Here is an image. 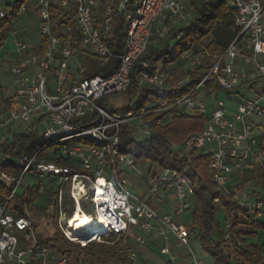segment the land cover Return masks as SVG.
Returning a JSON list of instances; mask_svg holds the SVG:
<instances>
[{
    "label": "built area",
    "instance_id": "built-area-1",
    "mask_svg": "<svg viewBox=\"0 0 264 264\" xmlns=\"http://www.w3.org/2000/svg\"><path fill=\"white\" fill-rule=\"evenodd\" d=\"M15 1L3 0L0 18L12 11ZM29 1L20 5L11 32L12 49L2 56L13 92L9 106L0 107V143L33 129L37 145L19 157H5L19 174L0 167V183L10 189L8 200L21 195L16 193L20 187L22 194L34 188L39 198L24 204L20 216L11 213L8 201L0 206V264H87L74 250L63 255L39 244L38 237L43 236L38 235L29 208L41 200L56 229L71 243L85 247L95 240L106 243L108 235L122 238L124 261L115 264H139L137 247L155 240L162 241L159 253L168 257V264H175L177 253L170 239L183 250L188 264H204L190 247L192 229L182 222L195 202L192 180L180 166L147 167L146 160L137 162L123 153L120 133L125 128L129 139L143 142L176 112L204 115V128L188 134L182 144H173L172 151L180 158L193 151L205 155V167L216 189L258 215L264 203L240 187L246 175L264 169V61L260 60L264 56V0H227L233 11L230 28L236 37L218 55L211 56L204 44L181 52L176 62L185 61L186 67L180 75L153 71L148 61H141L137 89L159 93L192 87L178 98L152 96L148 104H131L125 111L100 101L128 90L131 69L155 33L162 41L175 29L174 38L180 40L183 28L192 22L187 0H138L134 8L129 0H32L28 6ZM29 9L37 15L35 44L15 32L19 17ZM114 13L121 14L127 25L120 55L105 43ZM43 39L46 43L41 49ZM113 58H118V64L112 74L84 77L92 61L106 68ZM206 84L229 91L227 100L234 108L226 106L217 93L207 92ZM165 112L167 117L160 116ZM154 115L158 116L151 118ZM128 172L147 179L149 199L159 198L162 190L172 192L177 199L174 213L157 212L145 198L133 196ZM27 176L38 180L30 184ZM88 205L94 213L86 214L95 219L101 215L103 222L76 238L70 233L72 219L77 207L85 210Z\"/></svg>",
    "mask_w": 264,
    "mask_h": 264
},
{
    "label": "trees",
    "instance_id": "trees-1",
    "mask_svg": "<svg viewBox=\"0 0 264 264\" xmlns=\"http://www.w3.org/2000/svg\"><path fill=\"white\" fill-rule=\"evenodd\" d=\"M103 2L105 0H102ZM2 3L3 0H0ZM25 0H16L12 11L5 17L0 18V50L5 45L10 36L14 23L18 20V10ZM138 0H129L131 8H134ZM188 11L192 15V22L183 28V36L171 46L170 39L174 38L176 30L173 29L170 36L160 42L159 48H148L147 51L133 65L130 76L131 82L128 90L129 103L118 110L125 111L132 102V92L136 91V82L141 61H148L151 70L155 71L160 65L162 73L167 72L168 67L175 63L181 52L194 46L202 45L205 38L210 41L206 44V49L211 56L218 55L228 47L236 37V32L232 31L231 21L233 11L228 5L227 0H187ZM56 17L52 13V20ZM101 19L100 17L98 18ZM127 25L121 14L114 13V24L111 34L105 39L109 49L115 54L120 55L123 51L126 39ZM175 39V38H174ZM45 39L42 40L41 49L45 47ZM118 58H113L110 65L106 68H100L95 61L89 65V69L84 73V77L90 78L95 75L108 76L112 74L117 67ZM198 74L201 71H197ZM192 87V84L182 88L171 90H162L156 93L151 88H142L138 92L137 101L134 103L137 107L148 104L149 96L157 99H175L186 94ZM207 92L218 93L221 88L216 84H206ZM100 103L106 104V100ZM10 100H6L5 106H9ZM154 115L151 118H156ZM160 116H168V112L161 113ZM206 117L196 115L189 117L182 112H176L169 123L164 126H158L154 130L153 136L146 141L136 142L127 137V130L121 129V139L123 142L121 151L129 154L136 159L151 161L157 167H177L185 172L192 180L195 194V206L191 217L193 226L197 227V239L201 249L210 255L214 264L231 263H252L264 264V255L259 245L248 243L244 237H254L256 231H264V221L257 219L256 214L248 213L245 206H241L236 201L223 196L214 186L206 170L208 158L197 152H191L188 157H178L171 149L173 144H182L186 136L190 133L200 131L204 128ZM35 132L33 129L25 133L14 135L11 140L0 143V167L5 172L14 175L19 174V170L14 168L5 157H19L24 152L34 150L37 145L35 141ZM198 170V172H196ZM255 182L256 189L251 191L252 196L264 203V169L256 168L250 174L246 175L242 184ZM10 189L0 183V206L8 201V207L14 216L24 214L23 206L26 203L36 201L39 196L34 188H29L26 194L12 196L9 200ZM218 199V202L214 200ZM218 208L227 211L230 215L229 225L221 226L217 220ZM251 215V220L241 217ZM228 233V235H227ZM116 235L104 237L105 242H113ZM40 245L46 244L61 254H67L69 251H76L87 264H114L111 261L123 262L125 248L123 239H118L113 244L90 243L85 247L79 244L69 242L61 232L56 229L50 237H38Z\"/></svg>",
    "mask_w": 264,
    "mask_h": 264
},
{
    "label": "rangeland",
    "instance_id": "rangeland-1",
    "mask_svg": "<svg viewBox=\"0 0 264 264\" xmlns=\"http://www.w3.org/2000/svg\"><path fill=\"white\" fill-rule=\"evenodd\" d=\"M31 3H32V0H30L29 2H28V6H31ZM2 3L0 2V5H1ZM25 16V14H23V16L22 17H24ZM27 17H30V18H32V15H28L27 14ZM21 20H22V18H21ZM20 20V21H21ZM31 21H26V22H24V23H21L20 25H17L16 27H15V30H17L19 33H23V37L24 38H26V39H28V35L26 34V33H31L32 32V35H33V30H35V28H33V27H31L30 26V28H28V29H26V26H28V24H30V23H32L33 24V19H30ZM34 33H35V31H34ZM36 38L37 37H35V34H34V36L32 37V39L30 40V39H28V40H26V41H28V42H34L35 40H36ZM11 39H12V37H11V35L8 37V39H7V41H6V43H9L10 41H11ZM210 41V38L209 37H207V38H205L204 39V41H203V44L204 45H206V44H208V42ZM5 43V44H6ZM170 43H171V46H174L175 44H176V40L173 38V37H171V39H170ZM260 60H262V61H264V56H260ZM158 68L160 69V65L158 64ZM166 73V72H165ZM180 72H177V74H179ZM136 90H138V92L140 91L139 89H137L136 88ZM137 91H135L134 90V92H132V102H131V104H134L136 101H137V97H136V95H137V93H138ZM231 93L229 92V91H225V90H219L218 91V93H217V96H218V98L219 99H222V100H224L225 101V104H226V106H228V107H232V108H234V104H230V102L227 100V97H228V95H230ZM150 96H149V101H150ZM128 99H129V97H128V93L127 92H123V93H121V94H119V95H117V96H112V97H109V100H110V103H112L113 105H117V104H119V103H121L120 105H123V104H126V103H128ZM122 101H124V102H122ZM212 102V100H209V103H211ZM184 114H186L187 116H189V117H194V116H196V114H193V113H190V112H186V113H184ZM173 115H171V117H172ZM170 121V120H169ZM169 123V122H168ZM166 125V124H165ZM164 126V125H163ZM150 164H152L153 165V167L154 168H156L157 166L156 165H154L151 161H147L146 162V166L148 167ZM159 173L162 171V169L160 168L159 170ZM146 174V173H145ZM127 176H128V178H129V181H130V187H129V189H130V191H131V193H132V195L133 196H135V197H138V198H141L142 197V195H143V193L139 190V188H138V182L133 178V176L137 179L138 178V175L137 174H135V173H133V172H128L127 173ZM27 179H30V184H33L36 180H38L37 178H34V179H31L29 176H27ZM29 183V182H28ZM245 188V190L246 191H252V190H255L256 189V183L255 182H248L247 184H244V185H242L241 187H240V190H242V189H244ZM17 194H22L23 193V190H22V188L20 187V188H18L17 189V192H16ZM40 203H41V205H40ZM37 206L35 205V206H31L30 208H29V212H30V214H31V216H32V219H33V221H34V223H35V225H36V231H37V233H38V235L39 236H43V237H50V236H52L54 233H55V231H56V226H55V223L51 220V217H50V214H47L45 211H44V200H41V202H40ZM69 211V210H68ZM82 211H84V213H87V214H91V215H93V211H92V209L90 208V206L88 205L87 206V208H85V210L83 209ZM69 213V212H68ZM249 219V220H251V215L250 214H248V215H245L244 217H241V219L242 220H244V219ZM217 220L219 221V223H220V225L221 226H224L225 227V229H226V227L229 225V222H230V215H229V213L227 212V211H223L222 209H220V208H218V212H217ZM185 225H187V226H190V227H193V231L196 233L197 232V230L194 228V226H193V224H192V222H191V220H190V213H188V214H184V218H183V221H182ZM194 233V234H195ZM227 235H228V233H227ZM118 239H121V238H116L113 242H106V244H113L114 242H116ZM93 243H100L99 242V240H95ZM161 243H162V241L161 240H155L154 241V243H153V245H154V247H155V250H151L150 252H148V254H147V256H148V259H149V263L148 264H165L166 262H167V260H168V257L167 256H164V255H161L160 253H159V248H160V246H161ZM190 247L192 248V250L194 251V253H195V255H196V257H198L199 259L201 258V259H204V261H206V262H210V264L211 263H214V260H213V258L210 256V255H208V257H203L204 256V254H203V251H202V249H200V247H199V245H198V239H197V237H191V240H190ZM182 251V250H181ZM77 253V252H76ZM182 253H183V251H182ZM78 254V253H77ZM79 255V254H78ZM79 257L81 258V256L79 255ZM203 257V258H202ZM82 259V258H81ZM181 261V259H179V257H177L176 258V260H175V264L176 263H179ZM202 261V260H201ZM116 262H118V260L117 261H111L110 260V263H116ZM202 263H204L203 261H202Z\"/></svg>",
    "mask_w": 264,
    "mask_h": 264
},
{
    "label": "crops",
    "instance_id": "crops-1",
    "mask_svg": "<svg viewBox=\"0 0 264 264\" xmlns=\"http://www.w3.org/2000/svg\"><path fill=\"white\" fill-rule=\"evenodd\" d=\"M23 14H25L24 17H22ZM23 14L19 17V21H18L17 25H20L21 23H24L26 21L29 22V21H31L30 19H33V21H34L33 24L30 23V24H28V26H26V29L30 28V26L35 28V30H33V35H32V32L26 33V34L27 35L29 34L28 39H30V40L32 39V37L35 34V37H37L36 40L32 43L30 42L31 44H35L38 41L37 15L31 9H29V11H27ZM27 14L32 15V18L27 17ZM21 18H22V20H21ZM34 31H35V33H34ZM15 32L18 36L22 37L25 40H28L22 36L23 33H19L17 30H15ZM160 42L161 41L158 40L157 35L155 33L154 36L151 38V44H150L149 48H159ZM11 49H12V39L9 43H6L0 50V107L5 105L6 100L11 99L12 92H13L12 85H11V78H10L9 73H8L7 65L2 60V56L5 53L9 52ZM184 67H186L185 61L175 62V63H172L168 67L167 72L169 74H171V76L172 75H180L182 73V69H184ZM177 72H180V73L177 74ZM115 96H117V95H115ZM122 102H124V101H122ZM128 103H129V99H128ZM128 103L123 104V105H120L121 103H119L117 105H113L112 103H110L109 99L106 101V104L111 109H121V108L125 107ZM230 104H234V103L230 102ZM133 178L138 182V188L143 193L141 198H145L147 200L148 204L154 210H156L157 212H160V213H162V212L170 213V214L174 213V211L177 207V199H176V196L172 192L162 190L161 196L159 198L149 199V198H147V195H146L147 189H148L147 179L145 177H142V176H138L137 179L133 176ZM234 180H236V179L234 178ZM244 195L245 194L241 195V198H243ZM194 206H195V202H193L191 204L189 211L186 212V214L190 213V220L192 217ZM255 217L257 219H260L261 221H264V206H263L262 211L258 215H255ZM183 218H184V215L182 217V221H183ZM190 228L192 229L191 236H190V240H191V237L194 238L197 236L198 230H197V227L194 226V228L197 230V232L195 233L193 231L194 230L193 227H190ZM244 238L248 243H255V244L259 245L261 247L263 255H264V231L258 230V231H256V235L254 237H252V238L251 237H244ZM153 243H154V241H149L144 246L137 247L138 263L139 264H148L149 263V259H148L147 254L151 250H155ZM170 245H171V249L175 253H177V257H179V259H181V261L179 263H176V264H188V259L186 258L184 252L182 253L183 250L178 249L176 246H174V240L173 239H170ZM198 245L200 247L199 240H198ZM161 246H162V243H161ZM200 249H201V247H200ZM203 254H204L203 257H208V254L205 253L204 251H203ZM200 260H202L204 262V264H210V262H206V261H204V259L200 258ZM165 264H168V262H166Z\"/></svg>",
    "mask_w": 264,
    "mask_h": 264
},
{
    "label": "bare ground",
    "instance_id": "bare-ground-1",
    "mask_svg": "<svg viewBox=\"0 0 264 264\" xmlns=\"http://www.w3.org/2000/svg\"><path fill=\"white\" fill-rule=\"evenodd\" d=\"M80 207L76 208L74 220L72 222V229L70 228V233L72 235L78 236V233H82L85 231L86 228L93 227L97 225L98 223L103 222V217L101 215L98 216L97 219L93 218L92 216H88L84 211H82ZM78 238V237H76Z\"/></svg>",
    "mask_w": 264,
    "mask_h": 264
},
{
    "label": "water",
    "instance_id": "water-1",
    "mask_svg": "<svg viewBox=\"0 0 264 264\" xmlns=\"http://www.w3.org/2000/svg\"><path fill=\"white\" fill-rule=\"evenodd\" d=\"M234 9V8H233Z\"/></svg>",
    "mask_w": 264,
    "mask_h": 264
}]
</instances>
